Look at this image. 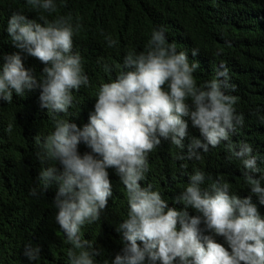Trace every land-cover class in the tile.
Returning <instances> with one entry per match:
<instances>
[{"label":"clouds","instance_id":"1","mask_svg":"<svg viewBox=\"0 0 264 264\" xmlns=\"http://www.w3.org/2000/svg\"><path fill=\"white\" fill-rule=\"evenodd\" d=\"M26 3L49 15L56 11L54 0ZM39 21L18 12L8 19L10 44L19 51L0 57V101L11 103L14 94L22 97L38 89L42 109L64 114L73 106V92L90 86L82 57L73 51L80 25L74 27L71 17L63 16L51 22L40 16ZM115 43L109 39L107 46ZM21 52L45 65L39 77L25 69ZM198 54L193 49L191 55ZM103 66L111 71L107 64ZM122 67L115 79L100 86L86 125L81 128L58 119L50 135L36 138L41 164L56 163L41 168L42 192L32 188L30 195L56 188L55 220L71 245L69 264H97L100 250L80 233L86 222L95 223L107 208L112 196L109 168L115 169L124 186L129 208L117 227L123 246L111 264H264V216L252 202L254 195L264 205V174L250 144H228L243 166L251 192L247 198L233 194L230 185L219 180L202 187L205 173L196 171L176 198L183 210H176L151 185L140 183L149 170V154L162 140L184 148L188 120L202 139L192 137L180 159H200L198 150L208 152L243 127L244 117L234 107L238 98L223 90L228 86L227 68L221 65L224 71L198 87L194 72L199 63H190L186 52H177L163 28L153 30L145 52H129ZM81 143L91 152L81 155ZM189 209L196 215H190ZM216 237H222L227 247ZM40 251L27 244L22 254L35 264Z\"/></svg>","mask_w":264,"mask_h":264},{"label":"trees","instance_id":"2","mask_svg":"<svg viewBox=\"0 0 264 264\" xmlns=\"http://www.w3.org/2000/svg\"><path fill=\"white\" fill-rule=\"evenodd\" d=\"M54 3L56 11L49 15L43 10H33L26 0H0V57L19 51L10 44L6 30L13 13H22L40 23V16L49 22L61 16L71 17L74 27L80 25L74 33L73 51L82 57L90 81V86L73 92V106L64 114L42 109L38 89L22 97L14 94L11 103L0 101V264H29L22 254L27 244L41 250L35 264H69L67 253L71 245L55 220L56 188L30 195L32 188L42 192L43 185L38 180L41 168L56 163L41 164L36 138L43 140L50 135L58 119L70 120L81 128L86 125L100 86L124 70L123 60L129 52L147 50L154 29L163 28L167 42L175 43L177 52H186L190 63H199L194 72L198 87L224 71L221 65L227 68L228 86L223 90L238 98L234 107L244 117V123L230 134L229 141L206 153L198 150L201 158L189 160L179 157L187 154L192 137H202L188 120L184 148L162 140L148 156L149 170L141 186L151 185L176 210H183V205L175 201L196 171L205 173L202 187L219 180L227 182L230 191L242 199L251 195L242 175L243 166L229 151L228 144H250L257 167L264 174V0H54ZM109 39L116 42L111 48L107 46ZM193 49L199 51L196 57L191 55ZM20 55L25 69L39 77L45 65L25 53ZM104 64L111 71H105ZM79 152L83 155L91 150L81 143ZM57 167L62 171L59 163ZM107 171L112 184L107 208L98 221L86 222L80 233L82 239L91 241L100 250L97 264H111L120 252L123 245L117 227L127 218L129 210L126 190L115 169ZM252 202L264 216V205L254 195ZM189 214L196 215L192 209ZM216 241L227 247L222 237H216Z\"/></svg>","mask_w":264,"mask_h":264}]
</instances>
